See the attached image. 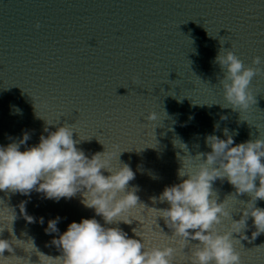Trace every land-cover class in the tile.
<instances>
[{
  "label": "water",
  "instance_id": "obj_1",
  "mask_svg": "<svg viewBox=\"0 0 264 264\" xmlns=\"http://www.w3.org/2000/svg\"><path fill=\"white\" fill-rule=\"evenodd\" d=\"M221 47L232 50L245 66L264 69V63L252 64L255 56L264 57V0H0V144L27 130L31 137L26 146H31L39 142L46 120L54 123L48 126L52 130L56 124H70L74 139L86 138L77 147L88 156L116 146L113 166L130 165L135 177L128 187H136L140 202L167 207L166 201L151 198L186 178L178 175L182 157L211 151L206 135L215 132L224 138L227 128L236 143L264 138V71L249 85L255 96L249 109L223 107L224 72L215 61ZM152 111L158 113L157 121L147 120ZM189 163L195 167L200 161ZM213 189L218 202L228 200L233 219H239L235 210L243 205L229 196L246 202L249 194L236 193L226 179L214 181ZM42 196L34 190L30 197L0 190V209L14 207L17 213L13 232L5 228L0 238L12 241L13 233L17 239L33 238L39 251L57 257L61 252L50 242L58 233L44 231L48 219L59 215L63 232L73 220L95 212L81 203L80 193L58 202ZM23 200L36 222L20 214ZM257 203L264 206V200ZM129 215L142 216L147 229L155 221L139 206ZM97 219L103 223L101 216ZM157 221L168 238L150 237L148 248L171 242L172 230L163 218ZM247 223L243 231L251 237L252 219ZM141 224L118 222L130 236ZM229 224L225 219L216 227L223 232ZM233 236L240 239L237 233ZM196 243L190 240L175 260L179 256L185 264ZM240 243L236 248L243 264H264V233ZM26 248L13 243L12 251L3 253L10 258L0 260L27 264V258L39 264L34 250Z\"/></svg>",
  "mask_w": 264,
  "mask_h": 264
},
{
  "label": "clouds",
  "instance_id": "obj_2",
  "mask_svg": "<svg viewBox=\"0 0 264 264\" xmlns=\"http://www.w3.org/2000/svg\"><path fill=\"white\" fill-rule=\"evenodd\" d=\"M215 61L224 72L220 82L227 103L222 106L230 105L240 112L249 109L255 103L249 85L253 77L264 69L245 66L232 50L222 47ZM262 63L264 57L261 56H255L252 60L253 65ZM11 107L15 112L21 111L15 105ZM221 118L226 119L225 116ZM158 119L155 111L147 115L148 121ZM53 124L46 120L39 142L31 146H26L31 137L27 130L22 131L20 137L9 135L10 142L0 144V190L19 192L29 197L34 190L42 193V198L57 202L80 193L81 203L94 209L95 215L82 217L80 221L73 220L63 232L58 228L59 215L48 219L44 231L48 234L58 233L50 242L61 252L57 257L39 251L33 238L27 241L17 239L14 233L12 241L0 238V257L10 258L3 253L5 250L12 251L15 243L26 244L25 251L34 250L32 252L38 255L39 264H176L178 248L183 250L190 240H195L198 243L189 248L190 254L185 264H243L236 244L241 239L254 240L264 233V206L257 203L264 200V138L259 136L236 143L234 135L227 128L224 129V138L215 132L206 135V144L211 151L181 158L183 166L178 170V175L186 178L179 183L166 185L158 197L151 198L154 202L159 200L168 204L167 207L157 208L147 207L140 202L136 187H128L129 181L135 177L130 165L113 166L116 146L88 156L82 148L77 147L86 138L74 139L76 130L72 125L56 124L55 130H52L48 126ZM218 127L214 125V128ZM22 145H25L23 150ZM180 147L187 151L186 144L180 143ZM193 159L200 161L195 167L189 163ZM102 170L110 174L105 175ZM217 179L221 182L226 179L238 194H249L250 199L246 202L237 200L236 195L229 196L243 205L235 210L241 213L239 219H233L228 200L218 202L213 189V182ZM27 202L23 200L19 203L20 214L26 221L36 222V217L27 212ZM138 206L153 214L159 227L157 218H163L165 225L172 230L170 243L151 248L145 246L142 231L144 218L129 215L130 210ZM97 216L103 218V223ZM16 218L14 207L0 209V233L5 228L13 232ZM250 218L254 225L251 237L243 231L249 227L247 222ZM225 219L230 224L227 230L221 232L216 226ZM133 220L142 222L141 230L133 228L136 235L130 236L118 226V222L131 224ZM39 222L44 223L43 216ZM114 224L117 226H110ZM233 233L239 234L240 239L235 238ZM26 261L32 264L30 259L26 258ZM0 264H3L2 260Z\"/></svg>",
  "mask_w": 264,
  "mask_h": 264
},
{
  "label": "snow or ice",
  "instance_id": "obj_3",
  "mask_svg": "<svg viewBox=\"0 0 264 264\" xmlns=\"http://www.w3.org/2000/svg\"><path fill=\"white\" fill-rule=\"evenodd\" d=\"M143 229H147V225L146 223H144V228ZM144 232V236L143 239L146 241V247L152 246V239H150V237L157 239V240H164L168 238V234H166L159 226H157L155 221H152L151 224V228L147 229V231L142 230ZM159 233L158 236H156L155 234ZM178 251H184L178 248ZM242 258V255H241ZM176 264H181V260L179 258V256L176 259Z\"/></svg>",
  "mask_w": 264,
  "mask_h": 264
}]
</instances>
